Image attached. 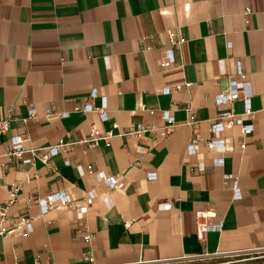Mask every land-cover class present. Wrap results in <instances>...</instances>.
I'll use <instances>...</instances> for the list:
<instances>
[{
  "label": "crops",
  "instance_id": "0c3cea01",
  "mask_svg": "<svg viewBox=\"0 0 264 264\" xmlns=\"http://www.w3.org/2000/svg\"><path fill=\"white\" fill-rule=\"evenodd\" d=\"M175 29L183 43L176 65L165 70L159 63L169 49L167 31ZM238 65L250 86V116L243 113ZM233 82L235 124L211 133L214 97ZM104 97L106 121L78 111L101 107ZM31 109L37 119L12 123L0 139V207L17 184L9 214L31 220L32 232L0 237V264H84L87 245L75 237L83 225L95 264H225L264 247V0H0V119L26 118ZM188 110L199 121L194 155L187 153ZM47 111L67 116L50 124ZM163 112L176 124L170 135L131 134L138 126H165ZM91 125L112 131L109 145L60 153L52 159L57 173L5 155L13 136L39 149L62 137L83 141ZM243 126L253 131L241 140ZM209 141L224 146L208 150ZM51 193L72 205L58 203L41 215L36 200ZM196 211L220 226L204 242L195 236Z\"/></svg>",
  "mask_w": 264,
  "mask_h": 264
},
{
  "label": "built area",
  "instance_id": "2783aa9c",
  "mask_svg": "<svg viewBox=\"0 0 264 264\" xmlns=\"http://www.w3.org/2000/svg\"><path fill=\"white\" fill-rule=\"evenodd\" d=\"M250 13L249 9H246L245 14L248 15ZM167 39L169 43V49L163 53V56L160 60L159 67L162 69H169L177 63V53L180 48V45L183 43V39L178 31V29L167 31ZM230 44V43H229ZM238 77L243 81V96L241 101L243 103L244 114L250 116L252 114L250 110V97L251 91L249 83L245 82V75L242 73L241 67L238 65ZM183 86H175L174 88H165L163 92L165 94H170L182 89ZM191 87L190 83H186L183 88L189 90ZM96 95V91L92 90L90 93V100L94 98ZM239 100V94L236 91V83L233 82L230 87V91L226 93H221L214 97V104L216 109L218 110V117L215 121L209 124V131L211 133H220L224 131L231 130L235 124L237 115L234 113L232 107L233 104ZM144 111L148 112L150 115H154L156 110L152 108H147L146 106L141 107ZM107 100L104 97L102 99L101 107L95 109L92 103L85 105L82 109H79V112L89 113V112H97L104 122L108 118L107 112ZM67 116V113H56L47 111L45 114V118L50 124H53L55 121L63 119ZM188 120L185 125L190 127L193 131V138L187 146V153L189 155H194L196 153L195 143L196 139H194L195 135L198 131L199 121L196 119L195 115L191 112V110L187 111ZM37 119V114L35 110H29L28 117L22 119H16L11 116H7L3 119H0V139L2 136L7 134L10 131L11 124L14 122H19L22 125H25L29 120ZM162 119L166 123L162 128L156 127H146V126H138L135 131L131 134L140 138L146 133L151 134H160L162 136H168L171 134L176 124L174 119L169 112L162 113ZM112 129H117V125L114 124ZM253 129L251 126H243L241 129V140H244L245 137L252 133ZM120 137L124 135H118ZM114 137L112 131H108L106 133H101L98 128L94 125L90 126V131L88 137L83 141H75L69 139L67 137L59 138L57 143L53 146L34 149L28 148L26 149L23 144L26 141L21 136L16 135L8 140L5 146V155L12 160H19L24 165L33 166L37 161L43 165L50 172L57 173L58 170L56 166L53 165L52 159L57 157L60 153L67 154L71 151L76 145L81 144L86 146L87 148L97 147L100 142H104L106 145H109L110 140ZM241 145L243 146V141H241ZM224 145L220 141H209L206 143V148L208 150L222 148ZM65 164H68V161L65 160ZM220 165V163H217ZM150 179H154L155 175L149 174ZM227 176L224 177V180H228ZM105 184L114 188V183L108 178L105 180ZM233 188L236 191V185L233 184ZM19 191L20 187L17 184L11 185L8 190V198L7 201L0 207V237L8 235L12 231H19L22 238H27L29 234L32 232V224L31 220L26 219L21 216H11L9 214V210L11 207L17 204L19 199ZM84 199L86 201H91L93 199V195L91 193H87L84 195ZM60 203L62 206H71L72 202L64 195L63 193H51L45 198H40L36 200V205L39 208L41 215H46L50 211L56 209L57 204ZM171 203H166L164 205V209L168 211L171 209ZM195 221H196V231L195 236L199 242L205 241V236L207 232L211 230H219L220 226H210L207 223V220L211 217V214L206 211H196L194 213ZM9 224V226H6ZM75 237L79 240H82L87 248L81 254V260L84 264H95L94 253L90 247L92 243V235L89 233L86 225H83L82 228L78 229L75 232ZM251 253L250 256L235 258L228 261L225 264H264V247L254 249L249 251Z\"/></svg>",
  "mask_w": 264,
  "mask_h": 264
},
{
  "label": "rangeland",
  "instance_id": "374dc122",
  "mask_svg": "<svg viewBox=\"0 0 264 264\" xmlns=\"http://www.w3.org/2000/svg\"><path fill=\"white\" fill-rule=\"evenodd\" d=\"M223 261L224 260L210 259V260H204V261H199V262L203 264H222Z\"/></svg>",
  "mask_w": 264,
  "mask_h": 264
}]
</instances>
